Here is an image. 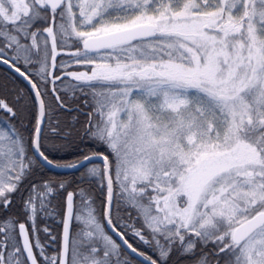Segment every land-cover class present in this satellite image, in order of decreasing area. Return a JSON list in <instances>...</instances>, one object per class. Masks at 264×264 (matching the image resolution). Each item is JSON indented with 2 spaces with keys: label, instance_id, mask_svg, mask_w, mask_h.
<instances>
[{
  "label": "snow or ice",
  "instance_id": "6c2138e0",
  "mask_svg": "<svg viewBox=\"0 0 264 264\" xmlns=\"http://www.w3.org/2000/svg\"><path fill=\"white\" fill-rule=\"evenodd\" d=\"M0 63V264H264V0H0ZM60 112L108 155L50 159Z\"/></svg>",
  "mask_w": 264,
  "mask_h": 264
},
{
  "label": "trees",
  "instance_id": "16d2710c",
  "mask_svg": "<svg viewBox=\"0 0 264 264\" xmlns=\"http://www.w3.org/2000/svg\"><path fill=\"white\" fill-rule=\"evenodd\" d=\"M27 85L23 82L19 77L9 71L7 68L0 65V94L4 93H12L16 88H26ZM85 111H91V109H85ZM73 116L77 117V120L74 121L72 119ZM60 127L64 131H70L72 134L68 136L66 140H55V144H62L63 147L60 148H51L46 154L49 155L50 159L54 162L60 163H75L78 159L82 157L84 154H91L92 152H99L105 155H108V152L104 145L99 143H94L82 135H77L76 130L81 129L83 122L86 120L84 115L78 114L76 112H60L58 113ZM55 123V121H54ZM25 128L31 127V116L26 112L24 113V121ZM10 126L7 121L4 120L2 116H0V128H5ZM86 172V168H82L79 171L71 172V173H59L52 171L45 166H38L36 169V175L43 179L53 178L56 180H65L68 181L70 187L69 191H72L79 187H90L92 191H94L97 195H101L103 190L99 187L97 183V179L95 177L82 178V173ZM17 201V205L19 204V194L14 197ZM99 202H97V207ZM60 216L56 215L53 217L45 218L42 225H47L51 229H53L54 234L59 235L61 232V225L58 223L60 220ZM40 238L42 242L45 244L48 243V238L44 235V233H40ZM135 238H130V242H134ZM135 244H139L138 241H135ZM56 245H54L55 247ZM140 250L148 252V254L152 255L155 258V253L151 252L149 249L145 248L144 245H139ZM49 253L53 254L49 249ZM48 253V254H49ZM134 262L140 264L139 261L133 258ZM169 264H190V257H181L179 255L173 254Z\"/></svg>",
  "mask_w": 264,
  "mask_h": 264
},
{
  "label": "water",
  "instance_id": "95a60500",
  "mask_svg": "<svg viewBox=\"0 0 264 264\" xmlns=\"http://www.w3.org/2000/svg\"><path fill=\"white\" fill-rule=\"evenodd\" d=\"M0 65L1 66H3V67H5V68H7L9 71H11L13 74H15L17 77H19L23 82H25V84L27 85V82L22 78V77H20L12 68H10L8 65H6V64H3V63H0ZM105 155V154H104ZM95 163H99V162H95ZM43 166H45L46 168H48V169H50V170H52V171H55V172H59V173H71V172H76V171H79V170H81L82 168H84L83 166H81V167H77V168H54V167H51V166H48V165H43ZM110 233H112L111 232V230L110 229H107ZM116 238H117V240H118V242H120L119 241V237H117L116 235H115V233H112ZM134 259H136V260H138V261H140V258L139 257H133Z\"/></svg>",
  "mask_w": 264,
  "mask_h": 264
},
{
  "label": "rangeland",
  "instance_id": "374dc122",
  "mask_svg": "<svg viewBox=\"0 0 264 264\" xmlns=\"http://www.w3.org/2000/svg\"><path fill=\"white\" fill-rule=\"evenodd\" d=\"M79 70H81V71H83L84 69H79ZM121 118H123L122 117V114H121ZM90 167V166H89ZM96 206V205H95ZM94 205H93V207H95ZM86 214V213H85ZM85 225H84V222H81L80 223V225H79V227H81V228H83ZM109 234V233H108ZM110 235V234H109ZM114 239V238H113ZM41 243L42 244H45L44 242H42V240H41ZM50 254V253H49ZM134 264H137L136 262H134Z\"/></svg>",
  "mask_w": 264,
  "mask_h": 264
},
{
  "label": "flooded vegetation",
  "instance_id": "af4514ba",
  "mask_svg": "<svg viewBox=\"0 0 264 264\" xmlns=\"http://www.w3.org/2000/svg\"><path fill=\"white\" fill-rule=\"evenodd\" d=\"M139 263H140V261H139Z\"/></svg>",
  "mask_w": 264,
  "mask_h": 264
}]
</instances>
